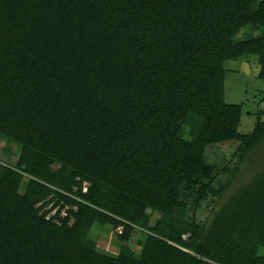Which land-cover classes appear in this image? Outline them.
Listing matches in <instances>:
<instances>
[{"label": "trees", "instance_id": "16d2710c", "mask_svg": "<svg viewBox=\"0 0 264 264\" xmlns=\"http://www.w3.org/2000/svg\"><path fill=\"white\" fill-rule=\"evenodd\" d=\"M247 55L264 81V0H0L17 158L0 160V264H264V166L230 192L264 142L261 112L244 134L225 100V64ZM233 142L216 186L207 150ZM95 225L121 228L116 255Z\"/></svg>", "mask_w": 264, "mask_h": 264}, {"label": "rangeland", "instance_id": "374dc122", "mask_svg": "<svg viewBox=\"0 0 264 264\" xmlns=\"http://www.w3.org/2000/svg\"><path fill=\"white\" fill-rule=\"evenodd\" d=\"M253 33L251 28H247L240 35V39L249 37ZM227 69L225 81V100L228 103L243 104L242 121L239 132L248 134L253 131L257 122L258 113L261 112L264 120V103L261 98L264 95V81L258 78V63L256 56H242L239 59L228 60L225 64ZM16 147V145H14ZM237 143L217 144L207 150L208 160L216 167V179L214 184L228 178L230 170L238 164V153H236ZM0 160L15 162L17 158L13 154H4L3 143L0 142ZM264 166V142L255 148L242 161L239 173L235 179L231 194L241 185L248 182ZM226 167V171L223 168ZM218 184V185H217ZM87 186V185H85ZM86 190V187L85 189ZM229 195V193H228ZM226 197H224L225 199ZM223 201V200H222ZM220 202V204L222 203ZM52 204L49 206L51 207ZM213 202L211 198L201 203L196 211V218L199 223H203L209 217ZM56 208L48 215H53ZM62 215H65L63 210ZM121 228L114 229L112 226L95 225L91 231V236L98 240V246L102 251L116 255L119 251L117 233ZM138 233V232H137ZM139 235V233H138ZM131 244L138 249L137 238L132 237Z\"/></svg>", "mask_w": 264, "mask_h": 264}]
</instances>
